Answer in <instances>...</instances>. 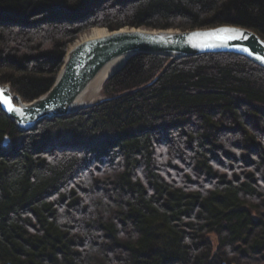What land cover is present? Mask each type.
Wrapping results in <instances>:
<instances>
[{"label":"trees","instance_id":"obj_1","mask_svg":"<svg viewBox=\"0 0 264 264\" xmlns=\"http://www.w3.org/2000/svg\"><path fill=\"white\" fill-rule=\"evenodd\" d=\"M223 24L264 37V0H0V83L37 98L93 28ZM103 91L28 132L0 110V264H264V69L137 54Z\"/></svg>","mask_w":264,"mask_h":264},{"label":"water","instance_id":"obj_2","mask_svg":"<svg viewBox=\"0 0 264 264\" xmlns=\"http://www.w3.org/2000/svg\"><path fill=\"white\" fill-rule=\"evenodd\" d=\"M225 27L243 33V37L222 47H199L195 45L205 42L206 38L190 39L193 33ZM103 29L106 31L104 34L78 39L68 47L52 86L37 98L26 101L9 83H0L3 96L10 97V103L21 109L20 112L9 111L8 106L0 101V110L18 131H31L44 120L68 116L106 100L102 98L86 103L81 96L99 71L116 58H122V63L108 74L105 82L137 54L165 56L172 62L208 53H230L245 57L264 69V59H261L264 58V37L241 26L223 24L180 31L143 27H123L113 31ZM8 143L9 138L5 136L2 146L7 147Z\"/></svg>","mask_w":264,"mask_h":264},{"label":"snow or ice","instance_id":"obj_3","mask_svg":"<svg viewBox=\"0 0 264 264\" xmlns=\"http://www.w3.org/2000/svg\"><path fill=\"white\" fill-rule=\"evenodd\" d=\"M243 37V33L236 31L231 28H219L210 32L204 33H193L190 39H202L206 38V41L199 43L195 46L199 47H222L228 46V43L232 40H236ZM243 51H248V49H243ZM264 59V58H261ZM10 97H4L2 90H0V101L8 106L9 111L20 112L21 109L15 108L14 105L10 103Z\"/></svg>","mask_w":264,"mask_h":264},{"label":"bare ground","instance_id":"obj_4","mask_svg":"<svg viewBox=\"0 0 264 264\" xmlns=\"http://www.w3.org/2000/svg\"><path fill=\"white\" fill-rule=\"evenodd\" d=\"M103 28H93L80 36L82 40L104 34ZM122 63V58H116L108 62L90 82L81 96V100L86 103H93L102 95L103 84L108 74Z\"/></svg>","mask_w":264,"mask_h":264},{"label":"rangeland","instance_id":"obj_5","mask_svg":"<svg viewBox=\"0 0 264 264\" xmlns=\"http://www.w3.org/2000/svg\"><path fill=\"white\" fill-rule=\"evenodd\" d=\"M97 28H98V27H97ZM102 28H103V27H102ZM131 28H133V27H131ZM91 30H92V29H91ZM151 30H154V29H151ZM170 30H179V31H180V30H182V29H170ZM187 30H189V29H187ZM89 31H90V30H89ZM89 31H87V32H89ZM80 36H81V35H80ZM80 36L78 37V39H81ZM78 39H77V40H78ZM102 98H105L104 91H102V95L99 97L98 101H99L100 99H102ZM67 138H68V137L65 136L64 139H67Z\"/></svg>","mask_w":264,"mask_h":264}]
</instances>
